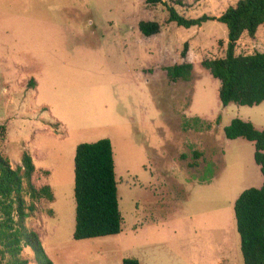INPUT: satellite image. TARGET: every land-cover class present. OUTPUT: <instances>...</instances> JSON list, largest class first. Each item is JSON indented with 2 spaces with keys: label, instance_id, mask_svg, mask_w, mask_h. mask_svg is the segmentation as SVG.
Returning <instances> with one entry per match:
<instances>
[{
  "label": "rangeland",
  "instance_id": "1",
  "mask_svg": "<svg viewBox=\"0 0 264 264\" xmlns=\"http://www.w3.org/2000/svg\"><path fill=\"white\" fill-rule=\"evenodd\" d=\"M238 1L164 0L191 19L219 18ZM140 22L161 32L145 38ZM257 34L242 36L236 54L264 52V27ZM227 42L224 24L178 27L145 0H0L1 149L14 168L29 154L34 187L55 196L38 198L26 221L54 264H122L150 249H172L176 260L187 252L184 264H244L234 214L244 178L222 150L224 128L251 108L219 106V83L202 66L223 58ZM183 63L193 79L173 83L166 69ZM103 139L114 151L122 231L77 241L76 148ZM23 256L36 264L30 250Z\"/></svg>",
  "mask_w": 264,
  "mask_h": 264
},
{
  "label": "trees",
  "instance_id": "2",
  "mask_svg": "<svg viewBox=\"0 0 264 264\" xmlns=\"http://www.w3.org/2000/svg\"><path fill=\"white\" fill-rule=\"evenodd\" d=\"M145 2L149 6L164 5L168 21L185 29L200 28L209 21L224 24L228 30L225 56L202 62V66L220 83L222 106L237 104L254 107L264 102V52L236 54L237 44L244 34L255 38L258 29L264 27V0H240L219 18L204 15L196 19L182 16L164 0ZM177 4L182 5L181 2ZM138 27L145 37L161 32V25L157 22H140ZM188 51L189 45L185 44L183 58ZM166 72L173 83L190 81L194 67L191 63H183L168 67ZM224 133L229 140L243 138L254 143L255 162L264 176V130H257L251 122L236 118L224 129ZM5 136L6 129L0 126V264H29L23 256L26 249L33 253L36 264H54L46 254L38 233L26 223L36 212L35 201L38 198L53 201L52 191L48 186L40 191L34 187L32 176L36 168L29 154H23L20 166L12 167L1 149ZM199 155L195 153L196 157ZM74 165V239L118 236L122 231V217L111 141L103 139L80 144L76 148ZM234 214L244 264H264V184L260 189L245 190L235 201ZM122 264L140 262L135 258H126Z\"/></svg>",
  "mask_w": 264,
  "mask_h": 264
},
{
  "label": "crops",
  "instance_id": "3",
  "mask_svg": "<svg viewBox=\"0 0 264 264\" xmlns=\"http://www.w3.org/2000/svg\"><path fill=\"white\" fill-rule=\"evenodd\" d=\"M262 27L263 26H261L260 28H262ZM260 28L258 29V31L260 30ZM85 32L87 33L88 31L85 30ZM89 32L91 34H94L95 36H98L97 31L95 29H92ZM255 37L258 38V34H256ZM143 43H144V45L146 44V39H144ZM190 52H191V50H190ZM187 57H189V54L187 55ZM216 81H218V80H216ZM218 83H219V81H218ZM219 88H220V83H219V86L217 88L218 98H219ZM219 106H222L220 99H219ZM227 107H223V108H227ZM246 107H248V106H246ZM250 108H251L250 109L251 113L244 115V116H239L238 119L251 122L257 130H260V131L264 130V102L262 104H260L259 106H254V107H250ZM225 138H226V136H225ZM225 138L223 137L224 150H222V154H223L224 158H226V156L228 155L234 159V167L236 168V166H237L238 172H240L242 174L241 179L244 178L243 185H245V188H242L239 191L238 196H236V200H237L239 198V196L247 189H251V188L260 189V188H262V186L264 184V176L261 172L260 166H258L255 162V158H254L255 145H254V143L249 142L243 138H239L236 140H229V139H227V138L225 139ZM188 168H190L192 170V173H194V175H195V168H194L193 163L191 164V166H188ZM34 174H36V171L33 173V175ZM32 178H33V176H32ZM201 183H205V182L201 181ZM190 185H191V188L193 189L195 186V179H192ZM181 186H183V185H181ZM52 194H53V192H52ZM53 197H54V199H53V201H54L55 200L54 194H53ZM53 201H49V203H51ZM36 214H37V212H36ZM166 217L169 218V223H167L168 227H170L172 229H177L175 222L171 221V220H173V217L171 216V214H167ZM240 248H241V240H240ZM173 252L174 251L172 249H168V250L150 249L146 252H143L141 257H136L135 259H137L140 262V264H184V260L188 259V253L187 252H185L183 254V258H179V260H176L175 258L173 259ZM176 253L179 254V250H176ZM220 264H223V262L220 261ZM233 264H240V263H237L236 259H234Z\"/></svg>",
  "mask_w": 264,
  "mask_h": 264
}]
</instances>
